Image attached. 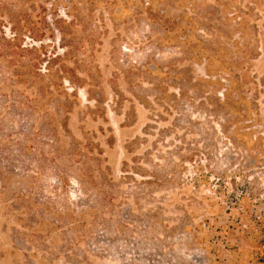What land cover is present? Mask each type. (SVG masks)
I'll return each mask as SVG.
<instances>
[{"label": "rangeland", "instance_id": "374dc122", "mask_svg": "<svg viewBox=\"0 0 264 264\" xmlns=\"http://www.w3.org/2000/svg\"><path fill=\"white\" fill-rule=\"evenodd\" d=\"M30 3L44 38L24 33V44L42 59L34 78L50 88L47 110L61 147L101 153L115 180L131 142L139 141L132 155L164 150L172 161L150 198L137 200L135 185L120 182L129 198L109 231L76 225L78 236L67 219L21 209L17 179L2 191L0 177V264H264V0ZM208 97L223 100L219 119L202 109ZM175 119L184 129L161 144L157 134ZM44 175V202L63 213L57 199L76 197L52 190L53 173Z\"/></svg>", "mask_w": 264, "mask_h": 264}, {"label": "trees", "instance_id": "16d2710c", "mask_svg": "<svg viewBox=\"0 0 264 264\" xmlns=\"http://www.w3.org/2000/svg\"><path fill=\"white\" fill-rule=\"evenodd\" d=\"M32 11H34V5L30 3V0H0V177L3 181L2 191L6 190L5 186L9 185L11 178L17 179L15 185L19 189V196L22 197L20 208L32 210L30 213L32 217L37 218L38 214L45 213L51 217H58L59 220L67 219L69 224L65 228L68 231H75L82 226L93 224L102 228L103 232H108L109 223L113 221L114 214L119 215L122 212L121 208L129 198L128 194L120 190L118 184L122 182L135 185L133 189L137 200L150 198V190L153 186L162 185L159 179L160 173L163 171L165 173V169L172 161L169 158L171 154L168 151L159 150L158 157L151 152L138 157L132 155L134 150L132 146H136L139 141L131 142L130 145L123 146L126 159L121 162L122 176L115 180L109 169L102 166L101 153L95 157L87 156L77 149L75 143L71 144L68 150L61 147L60 134L52 126L47 110L48 102L52 99L51 96L47 98L51 94L50 88L48 84L37 82L34 78L42 75L40 74L42 59L34 55L37 51L34 46L27 47L24 44L23 38L26 36L24 33L31 35L30 38L34 41H41L44 38V33L38 30L32 22ZM45 69L47 74L52 71L50 68ZM197 81L206 82L207 80ZM50 84L53 86L55 83L50 80ZM192 87L196 85L192 83ZM172 97L176 102L183 99V89L179 87L177 94H173ZM204 100H207L209 105L203 102L202 109L207 114L212 113L211 119H219L218 113L224 105L223 100L218 97L215 99L208 97ZM155 101L158 103L160 99L155 98ZM60 106L71 109L66 104ZM170 107L176 108V104ZM165 111L170 112L169 109ZM184 114L182 113L184 121L191 124V121L185 119ZM238 115H241V112ZM160 116L154 115L153 119ZM243 119L246 117L243 116ZM66 123L67 118L65 117L60 125L64 133H68ZM177 129H184V126L179 124L178 119H175L171 129L159 131L157 136L161 139V144L165 142L167 134L175 135V132H178ZM108 143L111 144L110 141ZM89 150L91 151L92 147ZM155 158L162 160L165 164L154 161ZM64 160L69 162L67 166H70V169L63 166L62 161ZM48 170L54 175L51 178L52 190L66 191L70 188L76 197L75 202L70 201L68 197L57 199L63 213H58L54 206L48 207L44 202L45 200L48 202L49 199L41 193V178ZM136 177L141 179L138 180ZM55 201L50 203L54 205ZM77 210L80 212H76ZM127 212L132 215L130 206ZM86 216L93 222L87 223ZM16 221L21 224V219L17 218ZM76 225L79 226L76 228ZM77 233L76 230L75 236L79 235ZM86 234L91 235V232L87 231ZM21 240L24 239L21 238ZM67 242L68 240H66V246L69 247L71 244L67 245ZM40 245L47 251L46 246ZM69 258L77 262L76 250H73Z\"/></svg>", "mask_w": 264, "mask_h": 264}]
</instances>
